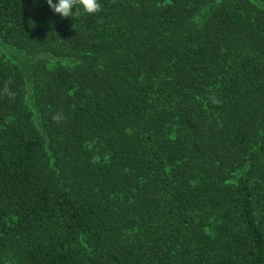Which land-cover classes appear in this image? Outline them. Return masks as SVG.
I'll list each match as a JSON object with an SVG mask.
<instances>
[{
  "label": "trees",
  "instance_id": "obj_1",
  "mask_svg": "<svg viewBox=\"0 0 264 264\" xmlns=\"http://www.w3.org/2000/svg\"><path fill=\"white\" fill-rule=\"evenodd\" d=\"M100 2L0 0V264H264V0Z\"/></svg>",
  "mask_w": 264,
  "mask_h": 264
},
{
  "label": "clouds",
  "instance_id": "obj_2",
  "mask_svg": "<svg viewBox=\"0 0 264 264\" xmlns=\"http://www.w3.org/2000/svg\"><path fill=\"white\" fill-rule=\"evenodd\" d=\"M53 14H58L60 18H77L80 15H96L101 11L100 0H44ZM5 92L8 89L5 88ZM12 95V93H9ZM54 120H60L62 117L56 115Z\"/></svg>",
  "mask_w": 264,
  "mask_h": 264
},
{
  "label": "rangeland",
  "instance_id": "obj_3",
  "mask_svg": "<svg viewBox=\"0 0 264 264\" xmlns=\"http://www.w3.org/2000/svg\"><path fill=\"white\" fill-rule=\"evenodd\" d=\"M0 46L3 50L1 53L6 57V59H8V61L12 64L18 66L23 72H26L32 60L24 54L18 53L11 48H6L3 45ZM66 61L71 62L69 60Z\"/></svg>",
  "mask_w": 264,
  "mask_h": 264
}]
</instances>
